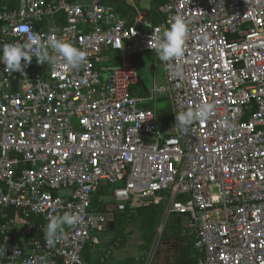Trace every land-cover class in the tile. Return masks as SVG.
Listing matches in <instances>:
<instances>
[{"label": "built area", "instance_id": "built-area-1", "mask_svg": "<svg viewBox=\"0 0 264 264\" xmlns=\"http://www.w3.org/2000/svg\"><path fill=\"white\" fill-rule=\"evenodd\" d=\"M158 12L144 32L106 0H0V47L26 40L29 25L86 53L75 69L33 58L24 74L7 73L0 62V264H84L116 214L149 203L183 217L195 264H264V0H163ZM177 14L189 21L184 55L162 62L163 83L138 97L131 59L156 53L153 29ZM105 50L121 59L106 73ZM160 96L173 111L165 129ZM207 102L213 116L181 133L176 113ZM104 187L100 212L92 198ZM77 209L81 224L52 247L44 225L29 222Z\"/></svg>", "mask_w": 264, "mask_h": 264}, {"label": "clouds", "instance_id": "clouds-1", "mask_svg": "<svg viewBox=\"0 0 264 264\" xmlns=\"http://www.w3.org/2000/svg\"><path fill=\"white\" fill-rule=\"evenodd\" d=\"M151 28V25H148ZM22 33L27 34V39L20 42L5 43L0 47V62L6 67L5 71L20 72L28 67L33 58L38 64H47L53 70L58 67L79 68L86 62V53L82 49L75 47L70 41L63 37L49 35L44 38L39 33L31 30L29 25L20 27ZM190 35L189 21L181 14L174 15L168 22V26H160L153 29L149 40V47L155 50L162 62L178 60L183 57L186 42ZM210 33H203L201 39L205 43L210 38ZM23 61V63H22ZM176 73H182V65H175ZM214 103H200L187 108L185 111L176 113L175 126L184 133L197 121L210 119L215 113ZM111 119V117H107ZM232 129L234 126L229 125ZM82 222L81 211L77 209L73 212L53 215L44 228L46 244L50 247L65 237L66 228L78 226Z\"/></svg>", "mask_w": 264, "mask_h": 264}, {"label": "rangeland", "instance_id": "rangeland-1", "mask_svg": "<svg viewBox=\"0 0 264 264\" xmlns=\"http://www.w3.org/2000/svg\"><path fill=\"white\" fill-rule=\"evenodd\" d=\"M150 0H136L140 10L149 11L150 8L154 10L153 5L149 3ZM152 56L150 54H143L138 56L137 75L139 86H137L138 95H146L142 84L147 90H151L153 84V68ZM156 69V68H155ZM156 79L161 77L162 72L157 66ZM157 120L160 122L164 116L168 114L171 109V102L167 97L160 96L157 98L154 105ZM170 126L172 125V118H168ZM60 195H66V191L60 192ZM108 200V199H107ZM134 217H137V213ZM119 217L117 229L115 232H101L96 233L99 240V247H96L89 252V257L86 260L83 258L84 264H109V260H113L114 264H173L176 262L178 244L186 246L188 239L182 229L179 231L177 223L174 222V215H162L159 222L152 223L149 227L141 229L138 221H131L129 216ZM185 223H181L183 225ZM162 227V229H161ZM180 228V225H179ZM179 231L178 233H176ZM177 235V236H176ZM117 240V243L124 241L122 247H117L111 243L112 240ZM178 243V244H177ZM109 250L111 255L108 260L103 263L102 256L105 251Z\"/></svg>", "mask_w": 264, "mask_h": 264}, {"label": "trees", "instance_id": "trees-1", "mask_svg": "<svg viewBox=\"0 0 264 264\" xmlns=\"http://www.w3.org/2000/svg\"><path fill=\"white\" fill-rule=\"evenodd\" d=\"M106 2L111 5L115 12L121 17V18H126L128 21H130L129 18V14H130V7L126 5L125 0H106ZM131 22V21H130ZM168 118H171V113H168L166 116H164V118L159 122V125L162 129H165L167 127V125L169 124V120ZM101 195V192L97 193L93 198H92V208H98L99 210H101L100 212L103 211V208L99 205V197ZM132 211H135L137 213V217H134V213H132ZM7 217H13V212L12 211H7ZM165 213V204H158V205H154L152 203H149L148 206L146 207H142V208H136L134 210H129L126 209L124 212L116 214L115 218H114V230L113 232H115V230L117 229V224L119 221V217H122L124 220L125 216H129L131 219V221H138L140 223V228L144 229L149 227L152 223L159 222V220L162 218V215H164ZM4 218L0 217V222H3ZM183 221V217L179 216V215H175L174 214V222L177 223L178 229L179 231H181L182 228V223ZM30 223H35V222H41L44 227L47 225L43 220H41L40 218L36 219L34 217H32L29 220ZM180 225V228H179ZM179 231H177L176 233H178ZM12 238L14 240H17L19 236H23L18 234L17 232H14L11 234ZM177 236V235H176ZM186 238L188 239V241L186 242V246L180 245L178 244L176 246L177 249V258H176V262L175 264H195L196 263V259H197V255H196V251L194 249V240L195 237L193 234L191 233H187L186 234ZM26 238V237H25ZM27 239V238H26ZM113 245L116 243L117 247H122L124 245V241H120L117 243V240L113 239L111 242ZM91 248H89L88 246L85 247V249L82 252V259L85 258L86 260L88 259L89 252H90ZM107 261V260H106ZM106 261H104L103 263H105Z\"/></svg>", "mask_w": 264, "mask_h": 264}, {"label": "crops", "instance_id": "crops-1", "mask_svg": "<svg viewBox=\"0 0 264 264\" xmlns=\"http://www.w3.org/2000/svg\"><path fill=\"white\" fill-rule=\"evenodd\" d=\"M136 0H125L126 5L130 7V14H129V18L130 21H128L126 18H121L117 13V15L124 20H127L131 25L137 26L138 28H140L141 30H143L144 32H149L151 28L148 27V25L150 24L151 27L154 25H157L161 22V17L159 15L158 12V7L162 4L163 0H150L149 3L151 5H153L154 10H152L150 8L149 11H145V10H140L138 5L135 4ZM112 7V6H111ZM113 8V7H112ZM114 9V8H113ZM115 11V10H114ZM146 54H150L152 56V68H153V82H156L158 84L163 83V79H164V71H163V64L162 61L159 59V57L157 56L156 53H146ZM143 55V54H142ZM138 56H135L131 59L132 63L135 65V67L138 65ZM121 64V59H120V55L118 52L112 51V50H105L102 53V61L100 62V64L97 65V69L98 70H102L104 73L108 72L111 68L117 67ZM159 65V68L161 69L162 72V76L156 79V70H157V66ZM156 68V69H155ZM137 69V67H136ZM137 86H139V81ZM137 86H134L131 88V91L133 94H136L138 97H143L145 95H138L139 93H137ZM142 87L144 89V91L146 92L147 89L144 87V84H142ZM168 113H171V118H172V123H173V111L172 108L170 109V111ZM169 123V122H168ZM167 126H170L169 124ZM110 188L108 189V187H104L100 192H101V196L107 194L110 192ZM99 197V199H100ZM189 233V232H187ZM96 247V250L99 247V243L96 244L94 247H89L91 248L90 251H92L94 248ZM103 257V256H102ZM112 262V264H114L113 260H109ZM116 264V263H115ZM175 264V263H173Z\"/></svg>", "mask_w": 264, "mask_h": 264}, {"label": "water", "instance_id": "water-1", "mask_svg": "<svg viewBox=\"0 0 264 264\" xmlns=\"http://www.w3.org/2000/svg\"><path fill=\"white\" fill-rule=\"evenodd\" d=\"M133 60V59H132ZM114 230V222H110L108 224V231L112 232ZM109 264H112L111 261L108 262Z\"/></svg>", "mask_w": 264, "mask_h": 264}]
</instances>
